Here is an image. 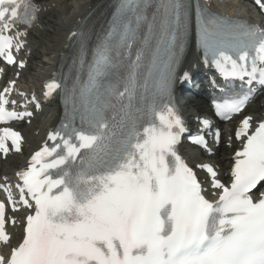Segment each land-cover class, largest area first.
I'll use <instances>...</instances> for the list:
<instances>
[{
  "label": "snow or ice",
  "instance_id": "1",
  "mask_svg": "<svg viewBox=\"0 0 264 264\" xmlns=\"http://www.w3.org/2000/svg\"><path fill=\"white\" fill-rule=\"evenodd\" d=\"M255 4L264 10V0ZM37 12L33 0H0V57L7 63H16L13 49L19 51L24 42L18 37L27 35L8 33L21 23L30 26ZM191 28L187 0H119L87 64V81L66 99L72 104L68 122L49 135L53 146L37 151L18 173L19 200L0 184L13 211L18 205L31 210L21 222V242L0 253V264H264V192L253 198L264 186V121L254 130L253 117L241 121L236 136L245 143L230 186L212 165H199L211 188L220 190L215 201L177 150L188 129L172 93ZM196 35L205 61L225 79L247 77L249 85L264 86V29L197 7ZM86 57L82 47L81 67ZM46 88L51 96L61 84L53 80ZM250 92L216 103L217 114L230 119L240 113ZM9 103L16 101L0 94V124L32 115L9 111ZM9 141L21 151V133L0 128L5 156ZM193 143L207 148L203 136ZM6 212L0 201L5 246L12 239L7 224L17 223Z\"/></svg>",
  "mask_w": 264,
  "mask_h": 264
},
{
  "label": "bare ground",
  "instance_id": "2",
  "mask_svg": "<svg viewBox=\"0 0 264 264\" xmlns=\"http://www.w3.org/2000/svg\"><path fill=\"white\" fill-rule=\"evenodd\" d=\"M35 1L39 8V17L34 27L27 31L29 47L26 49L24 55L25 67L22 69V74L19 73L20 86L26 88L21 78L24 77V73H28V82L26 84H32L28 88L34 89L37 88L41 77L49 76L52 70L56 71L62 65V62L67 57L66 45H68L70 33L80 25L84 17L90 12L98 0ZM68 1L69 3H67ZM208 5L214 10L225 12L227 15L241 14L249 17L251 20H255V18L248 16V12L245 11L243 0H209ZM259 22L262 24L263 20L260 19ZM36 53H39L43 59L36 60L34 57ZM202 68L200 58L195 55L194 50H191L186 58V62L182 66L181 75L184 73H201ZM176 95L190 124L196 115H200L203 112H211L209 102L203 98L204 96H201L202 98H190L186 102H183L181 101V86L177 87ZM46 108V112L43 114L44 116L38 125L34 124L24 129V134L27 139L24 151L22 154H17L6 160L4 163L6 168L5 176L10 177L14 170L20 167L21 163H23L22 161L25 157L26 150L38 146L42 139V136H39L44 135L49 127L58 121L60 108L57 103L52 102V105ZM258 113V119H260L264 113V98L262 100L257 99L249 107L248 115L256 118ZM224 147L225 149L231 150L233 143L226 139ZM183 152L191 163L194 158L195 160L204 159L214 161L220 167L221 177L226 178V166L229 164L231 156L221 158L219 152L215 156H211L208 152L197 151L194 148L186 146L183 147ZM14 230L13 232L16 235Z\"/></svg>",
  "mask_w": 264,
  "mask_h": 264
},
{
  "label": "rangeland",
  "instance_id": "3",
  "mask_svg": "<svg viewBox=\"0 0 264 264\" xmlns=\"http://www.w3.org/2000/svg\"><path fill=\"white\" fill-rule=\"evenodd\" d=\"M67 3H69V1L67 2ZM35 57V59L36 60H41V59H43V57L41 58V55L39 54V53H36V55L34 56ZM27 75V76H26ZM25 76L26 77H28V73L26 74ZM26 79H24V81H25ZM184 97H186L185 95H184ZM185 99H187V98H185ZM228 151L226 152V154L228 155ZM219 156H221V158H223V157H225V155L224 154H219Z\"/></svg>",
  "mask_w": 264,
  "mask_h": 264
}]
</instances>
